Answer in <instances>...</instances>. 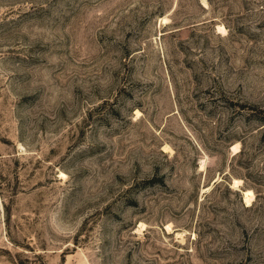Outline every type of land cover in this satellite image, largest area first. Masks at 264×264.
Segmentation results:
<instances>
[{"label": "rangeland", "instance_id": "374dc122", "mask_svg": "<svg viewBox=\"0 0 264 264\" xmlns=\"http://www.w3.org/2000/svg\"><path fill=\"white\" fill-rule=\"evenodd\" d=\"M0 264H264V0H0Z\"/></svg>", "mask_w": 264, "mask_h": 264}, {"label": "bare ground", "instance_id": "6f19581e", "mask_svg": "<svg viewBox=\"0 0 264 264\" xmlns=\"http://www.w3.org/2000/svg\"><path fill=\"white\" fill-rule=\"evenodd\" d=\"M162 20H163V22L165 21H167L166 20V17H164V18H162ZM218 30L222 33V31L224 30V28L222 27V26H219L218 27ZM137 114H138V111H137ZM203 162H202V165H201V168H203ZM202 170V169H201ZM64 174V173H63ZM238 182V180H235V182H234V186L236 185V183ZM244 197H245V202L247 203V204H249L250 203V200H251V198L253 197V194H252V192L251 191H244ZM253 199V198H252ZM143 224H141L140 226H142ZM170 227L171 226H168V230H170Z\"/></svg>", "mask_w": 264, "mask_h": 264}]
</instances>
